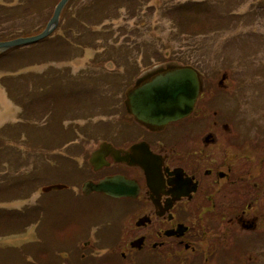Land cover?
<instances>
[{
	"label": "flooded vegetation",
	"instance_id": "1",
	"mask_svg": "<svg viewBox=\"0 0 264 264\" xmlns=\"http://www.w3.org/2000/svg\"><path fill=\"white\" fill-rule=\"evenodd\" d=\"M179 65L167 61L137 77L122 101L133 121L90 130L94 143L81 162L68 144L70 152L50 155L47 171L38 159V178L65 187L39 188L45 197L34 221L49 217L46 196L56 191L84 209L71 221L54 209L69 221L52 228L51 264H264V131L247 138L238 120L243 90L230 89L231 64L198 68L201 92L187 117L151 125L131 114L135 92ZM111 177L123 180L124 194L86 191L85 183Z\"/></svg>",
	"mask_w": 264,
	"mask_h": 264
},
{
	"label": "rangeland",
	"instance_id": "2",
	"mask_svg": "<svg viewBox=\"0 0 264 264\" xmlns=\"http://www.w3.org/2000/svg\"><path fill=\"white\" fill-rule=\"evenodd\" d=\"M197 1L202 0H73L65 8L63 15L66 24L74 26V30H79L75 26L78 22L74 21V16H82L86 4L92 3L93 6L98 5L100 8L99 15H93L92 12L89 15L87 12L88 18L84 19L89 28L91 30L92 28L95 29L96 33L85 36L83 41L91 40L92 46L95 47L80 49L85 51L80 62H77V59L71 62L54 63L53 66L56 68L70 67L72 70H77L78 65L86 63L87 66L88 63L91 69L103 68L105 73L104 86L108 82H113L121 77L123 86L109 91L115 93L114 101L118 102L119 95L121 100L125 88L134 81L137 75L153 68L157 63H165L171 60L192 62L196 47V64H202L204 60L205 62L202 65L206 66L231 64L233 79L230 89H234V94L243 90V95L236 98L238 104L241 105V102H243L242 108L240 109L239 106L236 109L238 120L246 122L247 138H251V136L256 138L259 131H264V125H262L264 122V8L262 2L264 0H241L240 3L231 1L233 4L230 5V8L242 15V21L234 25L225 24L223 20L217 19V15L200 17L192 14L184 22L177 15H174L171 8H168L173 5L178 7L183 4H196ZM228 1L223 0V3L227 4ZM56 3L55 0L41 1L39 3L40 8L38 5H28L27 8L23 0H0V5H5L4 9L7 10L0 13V16L10 14V21H1L0 24L2 23L1 26L5 29L8 28L6 30L10 32L8 34L23 33L26 29L36 32L47 23ZM38 14L42 16L40 17ZM189 29L196 31V35H189L187 31L181 33V31ZM239 34L241 39L248 37V35L257 37L247 38V41H245L247 43L244 45L238 39ZM23 49L17 50L10 56H14ZM47 50V48H42L41 51L36 50L33 56L37 59L44 56L43 60L47 59L48 56L49 59L58 57L57 55H45ZM98 52L102 54L103 61H101L102 64L97 66V63H93L92 58H95ZM18 56L19 54H17ZM109 58H112L115 63L109 65ZM16 60L13 62H16ZM6 65L8 69L17 70L18 68L14 64L9 66L6 63ZM48 66H28L19 69L16 73L44 72L49 68ZM111 67L116 68V72H112L109 76L107 74L111 72ZM0 71L4 72L5 70ZM3 72H0V76ZM9 74H13V72L9 71ZM25 81V79L19 78L16 84L20 94L26 89ZM64 88H66L65 84ZM82 88L81 86L72 88V94L76 96L83 94L80 91ZM14 91L16 92V90ZM31 92H35V95L38 96L41 90L37 89ZM109 99V97H104V100ZM92 102L93 109L91 110L101 112V114L102 110L108 107L106 101H103L104 104L106 102V105L103 106L100 100L94 99ZM223 105L227 108V104L223 103ZM66 107L62 110L71 117V124H78L83 132L70 137V139H73V151L71 153L74 155V159L77 158L78 162H81V153H84V149L94 143L91 134L85 133L83 129L89 121L87 122L86 115L81 114L84 111L79 112L74 109L73 112L70 111L68 114ZM114 111L117 113L113 121L131 120V118L123 115L122 109L114 108ZM46 112L45 116L39 118V116L33 115L32 110H27L24 106H18L15 103L11 105L0 85V182H11L14 175L32 172L33 170L35 176L32 180L33 182L38 180L36 169L38 157L36 155L41 154L40 159L45 160V155L48 157L55 154L53 150L55 141L52 145L45 141L47 130L41 127L49 118H47ZM91 124L93 125L92 121ZM4 126L7 127L4 128ZM38 128L41 133L37 131ZM35 133L38 135L32 137ZM29 136H31V139L26 141ZM56 139L54 138V140ZM77 142L80 143L74 145ZM33 152L34 161H32ZM60 152H64V150ZM61 174L69 176L68 170L62 171ZM47 178L44 176L43 180L35 184L34 192L32 186H25L23 190H16L13 193L9 190L5 194L7 197L12 194L15 195L16 201L8 205V207L13 206L12 209L0 211V264H32V260L28 258L31 257L30 252L32 250H36L35 252L39 255L42 252H48L51 255L53 244L51 243L50 233L54 224L56 227H62L65 222L76 217L80 218L81 210H84L81 204L68 203L67 198L61 196L60 193L62 192L56 191L54 195L46 196L51 209L49 217H46L45 221H34L31 211L34 208L33 205L41 199L42 194L39 193L38 188ZM58 178L64 180V177L58 176ZM18 193H23L21 199L17 196ZM25 204L29 206L25 210H22V208L20 211L16 209ZM58 206H61L67 212L69 220L55 214L54 209ZM15 220L18 221L20 226L16 229H10L9 225ZM37 235L42 236L40 242L33 240ZM31 243H35V245L31 246ZM69 244L66 243L68 246ZM46 260L42 259L40 262L36 260L34 264H49V260Z\"/></svg>",
	"mask_w": 264,
	"mask_h": 264
},
{
	"label": "trees",
	"instance_id": "3",
	"mask_svg": "<svg viewBox=\"0 0 264 264\" xmlns=\"http://www.w3.org/2000/svg\"><path fill=\"white\" fill-rule=\"evenodd\" d=\"M41 1H48V0H23V3L27 6V8H28V5H38V7L40 8L39 3H41ZM55 1L58 2L59 0H55ZM71 1L73 0H70V2ZM231 1L236 2V3L241 2V0H229L228 3L225 4L223 3V0H202V1H197L196 4H183L182 6H178V7H176L177 5L175 6L173 5L168 8H171L174 15H177V17L182 19L184 22H186L192 16V14H196L200 17H204V16L212 17V15H217V19L223 20L225 24L234 25L242 21V15H240L239 12L234 11L230 8V5L233 4ZM69 3L66 5V7L69 5ZM262 6L264 8V2H262ZM4 8H5L4 6L0 5V9H4ZM83 9L84 11L82 13V16H79V17H76V15L74 16V21L78 22L75 26L78 27L79 30H74V26L72 27L66 24L65 22L66 19L62 12V16H61L58 28L54 31L53 34H51L49 37L37 43L31 44L28 46L14 48L13 50L17 51L21 48H24L23 50L19 52V56L24 57L26 59H33V61H37L38 59L33 56V53L36 50L41 51L42 48L48 49L47 51H45V55H54V56L57 55L58 56V57H54V59H67L68 57H70L73 51L74 45L92 47L91 40H85V41L83 40L85 39V36H89V35H92V33H96V30L93 28L91 30L88 24L84 21V19L88 18L87 12L89 13V15L91 12L93 15L94 14L99 15L100 8L98 5L93 6L92 3H88ZM166 11L169 12L168 9H166ZM38 16L41 17L42 15L38 14ZM44 26L40 27L38 31L36 32L26 29L25 32L19 33V34H8L10 33L6 31L8 28L5 29L3 27V28H0V40L11 39L17 36H26V35L36 34L40 32L44 28ZM185 31H187V34L189 35H196V31H193L190 29L183 30L181 31V33H185ZM256 37L257 36L248 35V37L241 39V35L240 34L238 35V39L242 41L244 45H246L247 43L245 42L247 41V38L252 39ZM2 58L3 56H0V70L4 69L6 71H9L8 67L5 64L1 63ZM46 58H47L46 61H49V56ZM180 58H183V57H180ZM185 62H188V61L185 60ZM41 76H44V75H41ZM3 77L4 78H1L2 84L6 87L10 96L13 97L15 94H17L18 88L16 84L18 83V79L20 76L4 75ZM28 77H30V79L37 78L38 75L29 74ZM3 79H5V84H4ZM49 79L50 78L46 80L44 89H43V86H41L43 90L40 92L38 96L35 95V92H31V91H36L38 89L37 83L35 82L34 88L31 91H29L30 98L26 100V102L17 98V101L19 102L18 104L21 106H24L27 110H32L34 116L37 115L36 113L43 116L45 115V111H47L46 113L50 111L52 112L51 117L56 118V113L62 108H64L65 105H67V107H70L71 110L75 109L80 112L81 106H79L78 104H81L82 101L80 102V100L76 98V95L72 94V88L76 87V85H73L71 89H68V92L71 95V100L69 99L67 100L65 99V96L63 93L64 91V87L62 86L63 77L59 76L56 79H54L52 82L49 81ZM13 89L16 90V92ZM89 92L91 94V90ZM104 92L107 93L108 89L104 88ZM104 97H108V95L101 96L102 101H108V100H104ZM25 104H27V106H25ZM262 125H264V122ZM19 226L20 225L18 221L15 220L9 225V228L16 229ZM30 245L34 246L35 243H31ZM35 251L36 250H32L30 252L31 257L30 256L28 257L30 258V260H32L31 261L32 264H34V261L37 260L40 262L42 259L49 260L48 263L51 264V256L49 255L48 252L46 253L42 252L39 255Z\"/></svg>",
	"mask_w": 264,
	"mask_h": 264
},
{
	"label": "water",
	"instance_id": "4",
	"mask_svg": "<svg viewBox=\"0 0 264 264\" xmlns=\"http://www.w3.org/2000/svg\"><path fill=\"white\" fill-rule=\"evenodd\" d=\"M69 0H60L45 28L38 34L18 37L12 40L1 41L0 51L8 48L37 42L50 35L57 27L62 9ZM200 93L199 75L192 67L184 66L169 71L153 79L140 88L133 98V115L141 122L151 125H164L171 121L184 118L193 109L195 99ZM104 145H101V148ZM96 154V153H95ZM94 154V158L97 154ZM94 163V161H91ZM123 180L120 177H111L99 184L85 183L86 191L93 189L112 196L124 194ZM57 184L43 188L47 191L62 188Z\"/></svg>",
	"mask_w": 264,
	"mask_h": 264
}]
</instances>
